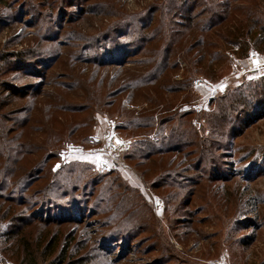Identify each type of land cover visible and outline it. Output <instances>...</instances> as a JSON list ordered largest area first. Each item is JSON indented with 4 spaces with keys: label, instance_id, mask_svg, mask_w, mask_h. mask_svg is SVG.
Here are the masks:
<instances>
[{
    "label": "trees",
    "instance_id": "16d2710c",
    "mask_svg": "<svg viewBox=\"0 0 264 264\" xmlns=\"http://www.w3.org/2000/svg\"><path fill=\"white\" fill-rule=\"evenodd\" d=\"M50 1L37 0V5L50 9ZM58 1L65 4L68 0ZM74 1L81 6L78 15L105 14L114 22L110 27L99 26L94 35L84 36L76 29L67 28L66 17H62L58 28L52 31L53 35L47 32L40 34L57 49L52 55L38 52L41 57L33 59L37 50L32 48L0 54V64L5 65L4 69L0 68V220L8 219L10 226H15L17 222V226H11L4 232L1 241L2 251L15 253L19 264L86 263V253H81L86 246L82 242L83 235L75 238L76 227L83 223L86 212L93 211L95 216L106 214V223H101L100 219L95 222L99 226L116 228L120 223L130 226L135 210L126 197V194L130 195L132 186L118 173L97 171L90 163L83 161H62L54 168V162L59 161V148L66 139H57L55 143L49 140L50 132L54 129L41 125L34 116L38 97H46L48 101L44 104V118L48 115L57 117L60 124L69 122V139L74 137V133L79 135L85 125L93 126L97 113L104 114L112 107L117 108V96L119 98L124 93L126 105H131L129 99L137 90H142L144 97L148 92H153L156 99L144 98L142 101L146 104L139 106L142 107L140 111L130 112L132 109H129L124 116L119 112L114 115L118 128L138 131L135 136H130L135 141L131 140L128 146L125 144L122 159L133 164V171L142 177L145 185L144 176L151 164L155 163L154 156L167 153L184 155L182 143L191 146L198 140L192 136V132L187 134V129H195L193 123L187 122L182 124V129L176 130L174 142L164 149L146 134L147 131L160 137L171 134L173 127L169 129V126H178L174 120L186 116V113L180 114L178 108L174 109L173 103L170 107H164L161 102L165 99L164 94L180 88L174 81L170 82L179 64L183 63V70L196 77L215 79L228 49L238 46L236 52L240 55L249 50H264V11L256 0H251L253 4L249 0H149L147 7L132 13L122 9V5L116 9L110 0H94V4H91L93 0ZM26 4L30 3L26 0H0V24L8 27L10 22L23 19ZM67 43L75 48L71 51L70 59V51L65 49ZM36 47L37 44L34 45ZM9 54H13L12 61L7 59ZM48 56L52 58L49 61ZM66 56L72 64L66 65L68 72L63 75L66 81L59 82L57 79L62 77L56 76L52 68L61 64ZM77 63H84L86 67ZM106 66L118 68L117 75H111L110 79L120 75L119 85L112 89V80L107 79L105 72ZM190 78L186 77L184 82L187 83ZM93 81L95 85L90 84ZM19 83L21 85L17 86ZM75 85L80 89L83 100L80 97L78 101H73L71 89ZM92 86L99 88V91L93 92ZM257 87L252 97H259L254 98L258 100L252 109L258 112L255 118H263V107H257L264 104V77L259 78ZM244 91L242 88L234 93L222 94L215 108L223 111V114L219 116L216 111L205 115L204 119L217 123L226 119L229 106L231 109L250 104L253 98L250 94L244 95ZM98 93L102 98L97 101ZM169 109H172L171 112ZM81 112L87 115L79 122L72 121L74 117H80ZM254 120L248 115L245 124ZM89 138L88 134H84L80 140L85 143ZM134 143L138 144L136 148L133 147ZM216 147L222 150L219 143L215 144ZM143 148H146L145 152ZM189 169L186 167V170ZM191 179L186 178L187 181ZM158 182H151L150 188L158 190L166 185L165 182ZM189 195L193 196L194 192L191 191ZM182 196L183 193L180 198ZM92 198L95 201H91ZM92 204L95 209L91 210L89 207ZM119 219L122 222H118ZM259 226L260 223L253 226L257 234L262 229ZM254 231L246 235L245 243L255 239L257 234ZM261 260L258 264H264V259Z\"/></svg>",
    "mask_w": 264,
    "mask_h": 264
},
{
    "label": "rangeland",
    "instance_id": "374dc122",
    "mask_svg": "<svg viewBox=\"0 0 264 264\" xmlns=\"http://www.w3.org/2000/svg\"><path fill=\"white\" fill-rule=\"evenodd\" d=\"M110 1L116 9L118 5H122V9L128 13L150 4L149 0ZM249 1L253 4L251 0ZM26 2L30 4L25 5L23 19L8 22V27L0 24V54L32 48L37 50L33 59L41 57L38 52L52 55L51 53L57 49L50 46L51 44L40 34L47 32L53 35L52 31L58 28L62 17H66L67 28L76 29L84 36L94 35L100 29L99 26L110 27L114 22L105 17V14L78 15L81 13L79 11L81 6L74 0L70 2L68 0L65 4L51 0L50 9L38 6L37 0ZM94 3L93 0L91 4ZM256 3H259V7L264 11V0H256ZM47 28L49 30H46ZM35 44L38 47L34 48ZM55 47L59 49L57 45ZM65 49L70 51L68 55L70 59L71 51L75 48L67 43ZM237 50L238 46L227 50L224 62L216 71L215 79L198 75L196 77L191 72L183 70L182 67H185L183 63L173 71L170 82L174 81L180 88L164 94L165 99L161 102L164 107H170L173 103L174 109L178 108L177 111L180 114L186 113V116L181 120H174L178 126L167 124L170 125L169 129L173 127L171 134L164 137L151 131H147L146 134L154 138L156 145L164 149L169 143L174 142L176 130L182 129L187 122L193 123L195 128L187 129V134H190L189 131L192 132V136L198 140L191 146L182 143L184 155L167 153L154 156L155 163L151 164L147 175L144 176L145 185L142 177L133 171V164L122 159L125 144L128 146L131 140L134 142L130 136H135L138 131L118 128L114 115L119 112L124 116L129 109H132L130 112L140 111L142 107L139 106L146 104L142 101L144 98L156 99L153 92L151 94L148 92L144 97L142 90H137L129 99L131 105H126L127 97L124 93L119 98L117 96L115 98L118 101L116 105H119L117 108L121 105L122 108L112 107L104 114L97 113L93 126L85 125L79 135L74 133V137L69 139H67L69 122L60 124L57 117L48 115L44 118L43 109L47 100L46 97H38L34 116L41 125L54 129L50 132L49 140L55 143L57 139H66V144L59 148V161L54 162V168L62 161L64 163L83 161L90 163L97 171L118 173L132 186L130 195L126 194L129 203L132 202L131 205L135 209L130 226L127 223L124 226L120 223L116 228L99 226L95 220L100 219L101 223H106V214L99 213L100 216H95L92 211L86 212L83 223L76 227L75 238L83 235L82 242L86 244L81 253H86L84 260L87 261L82 264H258L264 259V117L255 118L258 112L252 109L258 100L254 98L259 97L252 95L258 90L259 78L264 77V50L261 52L249 50L244 55L237 53ZM252 54L256 55V59L249 62ZM11 55L13 54H9L7 58L9 61H12ZM51 59L48 56V61ZM67 59L66 56L61 64L52 68L56 76L62 77L57 79L59 82L66 81L63 76L66 75V71L68 72L66 65L72 64V61L68 62ZM77 64L86 67L84 63ZM0 68H5L4 63L0 64ZM105 72L107 79L112 80L113 86L110 89L119 85L120 75L116 79H110L111 75H117L118 68L106 66ZM190 76L192 79L184 82V79ZM95 83L93 81L90 84ZM16 85L20 86L21 83ZM239 88H244V95L250 94L253 98L250 104L233 106L231 109L229 106L226 119L217 123L204 119L205 115L214 114L216 111L217 115H222L223 111L215 108L216 101L222 94L237 92ZM71 90L73 101H78L82 96L80 89L75 85ZM91 90L99 91V88L92 86ZM45 91L47 92L46 89ZM101 98L102 95L98 93L97 101ZM80 100H83V97ZM260 107L264 109V104L257 108ZM171 110L169 109L170 112ZM86 115V112H81L80 117H74L72 121L79 122L80 118L82 120ZM248 115L255 120L245 124ZM84 134H88L90 138L88 142L82 143L80 137ZM217 143L221 145L222 150L219 147L215 148ZM122 144L124 147L119 150L118 147ZM134 144L133 147L136 148L138 144ZM145 151L146 148H143V152ZM191 151L194 153L189 154ZM186 167L190 169L186 170ZM186 178L192 179L187 181ZM153 181L165 182L166 185L154 190L150 188ZM191 191L194 192L193 196L189 195ZM182 193L184 196L180 198ZM100 194L103 195L102 192ZM88 198L89 196L86 199ZM91 201L95 199L92 198ZM120 203L124 205L125 201ZM92 205L89 207L91 210L95 209L94 204ZM117 221L122 222L120 219ZM256 223H260L259 227L262 228L258 234L254 231L256 227H253ZM11 226L8 219L0 220V264H19L15 253L12 254L11 250L2 251L1 240L4 238V232ZM251 231L257 236L247 244L244 238L248 233L252 234ZM124 238L126 240L123 241Z\"/></svg>",
    "mask_w": 264,
    "mask_h": 264
},
{
    "label": "built area",
    "instance_id": "2783aa9c",
    "mask_svg": "<svg viewBox=\"0 0 264 264\" xmlns=\"http://www.w3.org/2000/svg\"><path fill=\"white\" fill-rule=\"evenodd\" d=\"M256 59V55L255 54H252L251 56H250V61L249 62H251V61H253V60H255ZM124 144H122L121 146H119L118 147V149L120 150L121 148L123 149V146ZM116 146V145H115Z\"/></svg>",
    "mask_w": 264,
    "mask_h": 264
},
{
    "label": "crops",
    "instance_id": "0c3cea01",
    "mask_svg": "<svg viewBox=\"0 0 264 264\" xmlns=\"http://www.w3.org/2000/svg\"><path fill=\"white\" fill-rule=\"evenodd\" d=\"M125 178V177H124Z\"/></svg>",
    "mask_w": 264,
    "mask_h": 264
}]
</instances>
